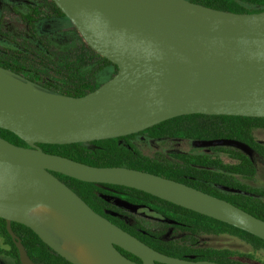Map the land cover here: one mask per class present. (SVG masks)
Wrapping results in <instances>:
<instances>
[{
    "label": "water",
    "instance_id": "obj_1",
    "mask_svg": "<svg viewBox=\"0 0 264 264\" xmlns=\"http://www.w3.org/2000/svg\"><path fill=\"white\" fill-rule=\"evenodd\" d=\"M85 42L117 66L95 89L80 95L51 92L0 65V128L27 146L0 136V217L21 264L34 262L11 228L19 222L51 249L61 242L32 217L51 207L75 224L109 264H222L155 250L94 211L52 172L102 186L143 190L264 239V220L230 201L183 182L126 166H94L48 153L39 143L66 144L124 136L191 113L264 117V10L238 13L190 0H52ZM228 145L227 137L195 140ZM116 245L138 256L125 257Z\"/></svg>",
    "mask_w": 264,
    "mask_h": 264
},
{
    "label": "trees",
    "instance_id": "obj_2",
    "mask_svg": "<svg viewBox=\"0 0 264 264\" xmlns=\"http://www.w3.org/2000/svg\"><path fill=\"white\" fill-rule=\"evenodd\" d=\"M21 1L26 9L20 10L18 14L30 28H33L40 19V6L35 0ZM190 1L214 9L238 13L264 10V0ZM50 2L52 4L51 13L66 18L55 3L51 0ZM40 26H43V23ZM38 42L45 47L43 42L40 40ZM97 56V60L93 62L94 65L87 67L89 71L76 69L78 77L73 79L72 86L67 89L43 81L37 73H32V76L27 78L45 90L80 96L98 87L117 71V66L114 63L98 54ZM0 65L16 70L13 66L4 64L3 61H0ZM103 72L106 73V76H101V79L99 74ZM88 75L94 80L88 79ZM257 127L264 128V117L191 113L163 120L124 136L89 142L39 143L38 145L45 152L66 156L94 166H126L171 178L224 198L264 220V189L235 180L236 176L250 179L256 175L257 167L250 154L233 146L215 145L197 147L195 151L173 150L169 154L171 159H168L163 156H149L143 153L137 144L138 137L142 136L149 140L177 138L192 142L200 139L227 137L244 142L250 147L252 153H257L264 160V143L257 139L252 132ZM0 136L14 144L27 146L10 130L0 128ZM52 173L60 180L68 184L70 182V187L83 199L91 203L98 201V194L93 191L96 186L92 182L82 181L58 172ZM109 185L127 188L130 195L141 197L142 202L159 214L161 218L192 234H232L250 243L255 249H264V239L231 224L161 199L143 190L123 185ZM11 228L20 237L27 254L34 262L38 264H74L51 249L28 226L12 221ZM0 237L7 245L5 250L0 249V251L8 256L14 264H21L18 250L6 229L5 219L1 217ZM139 237L157 250L179 258L214 260L222 264H250L233 258L234 252L227 248L179 242L172 238L165 239L159 234H144Z\"/></svg>",
    "mask_w": 264,
    "mask_h": 264
},
{
    "label": "rangeland",
    "instance_id": "obj_3",
    "mask_svg": "<svg viewBox=\"0 0 264 264\" xmlns=\"http://www.w3.org/2000/svg\"><path fill=\"white\" fill-rule=\"evenodd\" d=\"M19 1L21 0H0V61L13 66L17 71L5 68L23 79L30 80L27 77L32 76V73H37L45 82H51L63 89L69 88L73 84V79L78 77L76 69L88 70L87 67H92L93 62L97 60L98 53L88 46L67 17L61 19L64 25L48 24L55 19L50 17L53 15L50 10L52 6L50 0H35L40 6V19L33 28H30L19 16L18 12L26 9L23 2ZM41 23L46 24L40 26ZM38 40L43 42L45 47ZM101 76L105 77L106 73L99 74V78ZM87 78L94 80L90 75ZM252 132L264 143L263 127L254 128ZM137 144L142 152L149 156H163L168 159L171 158L167 155V150L195 151V148L200 147L196 146L194 141L177 138L153 142L149 145L142 137H139ZM250 156L257 167L256 175L250 179L236 176L235 180L264 189V160L257 153L251 152ZM157 229L159 235L166 238L200 246L228 248L236 255H242L240 258L252 264H264L263 250H253L245 241L230 234H192L172 224H163L162 221ZM6 248L7 245L0 237V249L5 250ZM0 264L14 263L0 251Z\"/></svg>",
    "mask_w": 264,
    "mask_h": 264
},
{
    "label": "flooded vegetation",
    "instance_id": "obj_4",
    "mask_svg": "<svg viewBox=\"0 0 264 264\" xmlns=\"http://www.w3.org/2000/svg\"><path fill=\"white\" fill-rule=\"evenodd\" d=\"M15 1H17V0H15ZM19 2H21V1H19ZM50 17H53L55 19L52 20L51 22H48L49 25L63 24L61 22V19L63 18V16L53 14ZM43 24H46V23H43ZM1 66H3V65H1ZM3 67H5V66H3ZM14 71H17V70H14ZM142 139L145 140L149 145L153 142L163 141V140H149V139H147V137H143V136H142ZM166 140H168V139H166ZM171 151H173V150H167L168 156L171 153ZM62 182H64V181H62ZM64 183L69 188H71L69 185L70 182H69V184L66 182H64ZM93 184L96 186L93 189V191L98 194V196H97L98 201L91 203V202H88L87 200L83 199L82 197L81 198L98 214L104 216L109 221H111L112 223H114L118 227L122 228L123 230L127 231L131 235H134L135 237H137L138 239H140L144 243H146V242L144 240H142L139 236L144 235V234H150V235L159 234L157 227H158L160 221H162L163 224H165V223L172 224L171 222H168V221L164 220L163 218H161V216L159 214H156V212L154 210H152L150 207H147V205H145L142 202L141 197H138L135 195H130L127 188H125V187L124 188L123 187L122 188L113 187V186H110L109 183H102V186L96 185L95 183H93ZM113 185H119V184H113ZM126 187H128V186H126ZM222 234H225V233H222ZM230 235H232V234H230ZM233 236H235V235H233ZM161 237H163L165 239H171V238H166L164 236H161ZM235 237H237V236H235ZM237 238H239V237H237ZM239 239H241V238H239ZM241 240H243V239H241ZM243 241H245V240H243ZM246 243L249 244L253 250H263L264 251V249H262V248L255 249L250 243H248V242H246ZM146 244H148V243H146ZM149 246L154 248L151 245H149ZM116 248L125 257H127V258H129V259H131L137 263H141V259L138 256L126 251L125 249H123L117 245H116ZM154 249L157 250L156 248H154ZM157 251H159V250H157ZM159 252H161V251H159ZM240 257H242V255L239 256V255L235 254V256H233V258H235L237 260L248 262V263L252 264L251 262L244 260ZM158 263L159 262H157V264Z\"/></svg>",
    "mask_w": 264,
    "mask_h": 264
},
{
    "label": "bare ground",
    "instance_id": "obj_5",
    "mask_svg": "<svg viewBox=\"0 0 264 264\" xmlns=\"http://www.w3.org/2000/svg\"><path fill=\"white\" fill-rule=\"evenodd\" d=\"M29 214L59 239L61 252L73 262L77 264H109L98 247L82 242L75 234V224L57 210L41 205L33 208Z\"/></svg>",
    "mask_w": 264,
    "mask_h": 264
}]
</instances>
